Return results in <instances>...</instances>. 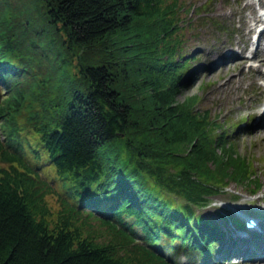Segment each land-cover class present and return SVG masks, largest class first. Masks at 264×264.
Listing matches in <instances>:
<instances>
[{
    "label": "trees",
    "instance_id": "1",
    "mask_svg": "<svg viewBox=\"0 0 264 264\" xmlns=\"http://www.w3.org/2000/svg\"><path fill=\"white\" fill-rule=\"evenodd\" d=\"M18 1L0 0V264L209 263L224 230L196 208L261 182L228 123L178 99L197 5Z\"/></svg>",
    "mask_w": 264,
    "mask_h": 264
},
{
    "label": "rangeland",
    "instance_id": "2",
    "mask_svg": "<svg viewBox=\"0 0 264 264\" xmlns=\"http://www.w3.org/2000/svg\"><path fill=\"white\" fill-rule=\"evenodd\" d=\"M9 1L12 6H20L18 0ZM20 1L25 9L34 10L31 0ZM204 1L207 0H186L187 6L194 3L197 9L190 6L189 11L181 12V16L191 20L193 27L197 28L183 29L182 49L188 55L193 54L194 58L190 62L189 73L181 86L178 99L197 94L200 106L209 107L214 115H219L222 123H228V132L235 138L234 151L249 159L261 186L253 193V185L245 186L230 181L224 190L210 196V202L206 206L196 209L198 213L211 217L221 228H227L228 232L235 225L232 221L226 223L222 215L229 219L236 216L242 218L243 215L262 217L255 230L264 232V52L257 51L254 56L257 32L249 33L250 24L244 21L250 16L251 11L247 5L249 2H255L259 12L264 9L258 5L259 0H208V4L201 7ZM204 13L210 15L208 19L201 17ZM217 22L227 30H215L214 24ZM209 49L211 50L208 51ZM208 52L211 53L210 56ZM63 57L69 59L66 52ZM192 70L195 73L191 75ZM28 155L34 163L41 165L45 175L51 179L56 178V168L48 162V154L42 161ZM227 202L236 204L228 207ZM237 205L245 206L246 209L237 212L234 208ZM233 234L238 243L247 238L237 232ZM248 249L251 248L245 243L237 253L236 264H264V257L260 259L249 256ZM166 254L172 256L168 249ZM177 262L215 264L214 260L206 263L202 259L188 263L183 255L177 257Z\"/></svg>",
    "mask_w": 264,
    "mask_h": 264
},
{
    "label": "bare ground",
    "instance_id": "3",
    "mask_svg": "<svg viewBox=\"0 0 264 264\" xmlns=\"http://www.w3.org/2000/svg\"><path fill=\"white\" fill-rule=\"evenodd\" d=\"M247 5H248V7H249V9L251 11L250 12V16H248L244 20L246 23L248 22L250 24L248 32L249 33L257 32L256 31V26L258 24L264 23V12L257 11L256 6H255V2H253V1L249 2ZM258 5L264 6V0H259ZM259 35H260L261 39H260V37L258 38V41L256 43V46H257L256 49H257V51H263L264 52V26L261 27V29L259 30ZM210 50L211 49H209L208 51H210ZM210 54L211 53L208 52L209 56H210ZM229 54L231 55V53H229ZM262 62L264 63V58H263ZM227 206L231 207L229 205H227ZM234 208L237 209V212H241V211H244L246 209L245 206H240V205H237ZM243 216H245V215H243ZM251 253L252 252L249 253V256H253ZM231 258H236V257H231Z\"/></svg>",
    "mask_w": 264,
    "mask_h": 264
}]
</instances>
